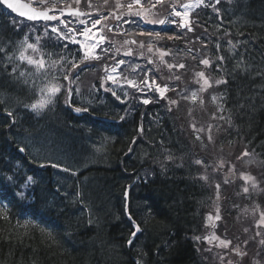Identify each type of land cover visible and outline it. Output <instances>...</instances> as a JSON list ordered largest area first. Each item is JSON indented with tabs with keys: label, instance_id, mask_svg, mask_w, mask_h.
Segmentation results:
<instances>
[{
	"label": "trees",
	"instance_id": "1",
	"mask_svg": "<svg viewBox=\"0 0 264 264\" xmlns=\"http://www.w3.org/2000/svg\"><path fill=\"white\" fill-rule=\"evenodd\" d=\"M51 1L34 3L48 6ZM71 1L64 0L75 3ZM89 2L93 0H80L86 6ZM215 8L218 14L212 6L193 12L192 31L172 27L161 31L165 39L159 41L154 35L152 52L147 51L145 37L136 35L141 29L128 30L130 36L105 34L109 57L115 60L125 40H145L142 49L132 45L134 54L129 59L134 61L143 52L138 65L157 69V82H177V92L190 74V65L195 67L192 71L207 69L212 77L227 81L217 87L215 102L203 107L202 97L191 102L185 119L169 107L159 116L156 111L164 101L154 96L151 104L135 105L128 93L134 104L131 110L126 109L128 102L115 101L96 81L100 68L114 62L111 58L82 66L73 85L79 92L73 94L71 103L66 102L65 90L45 109L30 111L25 105L40 98L39 87L48 78L39 81L44 77L40 73L9 61L8 57L19 54L18 44L25 33L14 27L0 6V48L5 50L0 53V169L5 176L18 172L35 180L24 189L9 185L12 192L23 190L27 199L19 205L5 201L6 207L0 206V264H207L195 242L205 207L219 199L221 219L234 228L245 223L237 205L264 211V186L244 194L242 184L233 183L227 195L219 188V198L211 186L214 160L232 144L235 152L252 154L264 184V0H225ZM43 26L38 25L39 29ZM167 36L178 38L168 40ZM157 49L168 55L164 63L151 58L149 65L146 55L160 56ZM43 52L48 66L58 62L48 67V75L57 78L53 83L67 85L61 76L69 61L79 62L78 51L51 50L48 44ZM46 53H51L50 58ZM218 56L223 61H217ZM204 58L212 61L210 68L199 63ZM168 64L185 68L170 71ZM12 67L18 68L16 75H10ZM24 70L28 73L20 77ZM174 71L184 74L176 80ZM87 76L94 78L87 85L81 83ZM219 104L223 110H215L224 122L218 140L202 145V135L196 139L194 121L208 116L209 111L201 113ZM9 111L11 117L6 115ZM17 147L24 149V157ZM198 159L204 163L195 164ZM58 163L62 168L55 167ZM137 224L141 231L133 238ZM129 239H133L131 245Z\"/></svg>",
	"mask_w": 264,
	"mask_h": 264
},
{
	"label": "snow or ice",
	"instance_id": "2",
	"mask_svg": "<svg viewBox=\"0 0 264 264\" xmlns=\"http://www.w3.org/2000/svg\"><path fill=\"white\" fill-rule=\"evenodd\" d=\"M36 4H42L44 0H34ZM222 2V0H215V4L209 5L205 4L204 0H196V3L194 5H188L184 4L181 5V8L184 10H176L175 6H171L172 10L168 13V15L165 17V19H149V16L152 14V9H155L158 5L160 7H164L166 4H168V0H131V2L126 3H120L119 0H116V3L114 5L115 9L119 10V12H114L109 10L107 15H103L101 13H96L95 15L91 12H81L79 8H67L62 7L59 9H45L43 11L36 12L33 15H26L24 12H20L19 15L26 16L29 20H45V21H55L56 24L49 26L45 25L44 27V33L43 35H37L35 37L34 42H29V37L25 36L22 43V50L19 52V55L15 58L8 57L9 61L11 63H16V61H19L21 63H25L27 65L32 66L35 69L36 73H40L41 76L47 77L48 82L44 83L42 86L39 87L40 91V98L35 100L34 102H31L29 104H26L25 107L29 109L32 112H37L40 110L45 109L49 104L54 102V99L58 97L59 94H61L63 91H67L68 95L66 98V102L71 103L72 96L74 93H78V88H73V85L76 83V80L79 79V71H75L73 73L71 70H82V66L86 67L88 64H91L92 62L99 61L102 58H111L114 60V66L112 68V71L115 72L117 67L124 66L128 63L125 59H119L115 60L114 57H109V53L111 52V48L106 46V44H109V41H106V36L104 34V28L107 27L108 18L111 17L114 23V29L117 33H120L125 36H130L132 33L125 30V26H127L128 29L131 28H138L141 29L136 35L145 37V40H147V51L152 52L153 51V32L152 31H145L143 29V25L146 24H159L162 27L159 31L155 32V38L156 41L163 40L165 37H161L160 33L161 31H169L174 26L176 28L185 29L187 31H192V22L190 21L189 17L191 13L187 11L189 7H208L212 6L214 10L219 13V10L215 8V5H218ZM75 3L79 5L80 0H75ZM145 3L148 4V8H145ZM3 4L7 6L8 9L16 10L15 5L9 2V0H3ZM105 7H111L109 4V0H104ZM89 7H92L91 3L89 2ZM125 8L127 11L125 12ZM50 11H58V15H51L49 14ZM96 16H99V18H96ZM68 17H72L75 20V23H72L69 21ZM80 17H87L88 19H80ZM179 18V19H177ZM80 25L83 29L82 31L80 28H77L76 25ZM108 31H113L112 27L108 28ZM83 37L85 40H87V43H83L80 38ZM168 40H172L174 38L173 36H167ZM145 40L137 41V39H130L125 40L124 46L127 47V51L124 53V56H132L133 48L132 45H138L140 49L144 48L145 46ZM52 44L55 47H61L64 48L66 51L70 44H77L79 47V51L77 52V55L80 56L79 62H76L75 60L69 61L70 64V71L63 73L61 76V79L64 81H67V85H61L59 83H53L54 80H56V77H51L48 75V67H56L57 61H52L51 65L48 66L46 60L44 59V56L41 55L39 58L28 55V50H31L33 53H40L43 51V49L48 45ZM229 44H231V41H229ZM217 49H219V44L216 45ZM5 50L0 48V53H3ZM119 51V49H117ZM157 51H160L157 49ZM191 51V50H189ZM82 53V55H81ZM46 55L51 56V53H46ZM140 55L143 56L144 53L140 52ZM168 55V53L160 51L159 60L160 63H164V56ZM66 58L61 56V60H65ZM217 61H223V56H218ZM147 63L151 65L153 61L151 59H148ZM199 63L207 68H210L212 66V61L208 58L201 59ZM11 66V64L9 65ZM137 68L140 72H143V76L140 77L139 83H137L133 79H127L125 77L126 83L130 88H133L136 90L135 93H133V96H139V103L143 105H148L153 102V99L151 97H155L160 100H168L169 105V111H171V106L178 105V100L169 99L167 93L169 91L175 92L176 89H170L169 85L167 83H164L163 85L161 83L157 82L156 74L157 69H153L151 67L144 68L143 66L137 65ZM167 68L171 71L173 69H184V64H168ZM217 71H219V68H217ZM18 72L17 67H12L10 75H16ZM32 73H29L31 75ZM26 73L19 72L20 77H24ZM195 75L203 80V83L200 85V92H204L206 89L210 88L212 86V83L209 81V79L205 76V72L200 71L195 73ZM149 76L152 78L149 79ZM176 80H179V76H175ZM200 79H197L196 83L200 84ZM107 81L111 82L113 84H117L118 87L122 88V95H117L116 91H114L111 88H104V81L100 82L101 89H104L105 91L109 92L111 97L115 99L120 105H125L129 100L128 91L126 89H123V86L119 84L116 77L113 75L107 76ZM226 80L218 79L215 80L216 85H220L223 83H226ZM24 83H28L27 80L24 81ZM178 95H180L181 99L188 100L190 99L192 102H196L198 100V94L197 92L193 91L190 96L185 95L183 93V90H181ZM147 97V98H145ZM213 102L217 100V97H212ZM203 103V101H200ZM222 106L220 108V111H222ZM74 111L81 112V111H87V109L82 108H75ZM8 117L12 116V113L9 111L6 113ZM214 118L215 114H214ZM121 120H124L125 117L122 116L120 118ZM219 119H224L223 116H220ZM15 123V121H12ZM104 126V125H102ZM212 125H209L208 127V134L207 139L209 142L212 141L213 137L211 135V129ZM193 129L198 133L196 136L197 140H200L201 137L199 133L204 132L203 128L196 129L195 125H193ZM140 131L142 132L143 129L141 128ZM21 152L24 151L23 148L19 149ZM249 153L247 151L243 152L241 156L237 157V160L243 159L244 157H247ZM171 159V157H169ZM204 162L202 160H196L195 164L202 165ZM44 165H41L43 167ZM224 161H220V163L216 166L214 171H219L224 168ZM8 171L12 172V169L9 168ZM67 171V169H65ZM229 173L235 174V165H231L228 169ZM239 178L244 182L245 185H250L251 189L253 191L257 190L258 184L256 182V178L252 176L251 174L241 172L239 173ZM201 179L207 180V176H202ZM35 183V180L32 176H21L18 172H13L12 176H5L2 169H0V202H7L9 204L15 202L17 205L21 203V201L26 200L27 197L25 196V193L23 190H21L19 193L12 192L11 187L9 185H12L19 189L29 188L30 185H33ZM227 183V180L225 181ZM219 188L220 185H216L217 189V198H219ZM242 192L244 194L249 193V187L245 186L242 188ZM31 206V205H29ZM260 219L257 222V227L264 226V211L259 212ZM208 221L211 222L213 220V216L209 214L207 217ZM215 220L219 221L221 220V216L219 215V209L216 210ZM212 227H215V224H212ZM134 231L131 233L132 237L135 238L137 234L141 231L139 225H134ZM247 231V229H245ZM257 235H260L259 232H257ZM195 239L199 240L200 237H195ZM205 240H211L209 237H205ZM213 239H218L220 245H222L224 248H228L231 244V241L220 239L219 237H213ZM133 239L128 240V244H132ZM247 243V242H245ZM261 244H264V240L261 241ZM233 251L237 253V255L244 256L245 253L240 252L238 248H234Z\"/></svg>",
	"mask_w": 264,
	"mask_h": 264
},
{
	"label": "rangeland",
	"instance_id": "3",
	"mask_svg": "<svg viewBox=\"0 0 264 264\" xmlns=\"http://www.w3.org/2000/svg\"><path fill=\"white\" fill-rule=\"evenodd\" d=\"M54 1L61 2L62 0H54ZM209 1L211 0H204V3L208 4ZM212 1H215V0H212ZM119 2L124 3L126 5V3L131 2V0H119ZM115 3H116V0H109V4L111 5V7L109 8V7H105L104 0H93L91 5H92V8L99 10V11L108 9L107 12L111 10V11L118 13L119 10L115 9L114 7ZM195 3H196V0H175V3L173 6H175L176 10L179 11V10H184L181 8V5H184V4L194 5ZM144 6L146 9L148 8L147 3H145ZM196 8L197 7H189L187 11L191 13ZM171 10L166 11L165 13H159V15L152 13L149 16V19H155V20L165 19V17L168 15L169 12H171ZM124 11L126 12L127 9L125 8ZM84 19L86 20L88 18H84ZM70 22L75 23V20L70 19ZM15 24L17 25L18 28L20 26L25 29L26 31L25 36L29 37V42L35 41V37H36L35 33L37 31L35 26L31 25L30 28H27V26L29 25H26L20 20L19 21L16 20ZM158 25L159 24H146L147 27L151 26L152 28L151 31L153 32L154 35H155V32L158 31L156 29ZM76 27L80 28L81 31L83 30L81 26L78 24L76 25ZM23 39L20 40V44H19L20 51L22 50L21 42L23 41ZM80 40L83 43L88 42L83 37H81ZM124 53H125V50H123L122 52L121 59H125L126 61H129L128 59L129 56H124ZM27 54L33 55L35 57L37 55V53L31 52V50H28ZM146 58H149V59L152 58L153 60H159V55L154 53V54H151V57L146 55ZM191 58H193L192 55H191ZM128 63L124 69L125 71L124 74H121L120 69L122 66L117 67L115 72L112 71L113 67H111L108 70L109 71L108 75L115 76L120 85L121 84L124 85L126 81L125 77L127 79H133L137 83H139L140 77L143 76L139 74V76L135 77L136 70L134 69V67H137V64L136 62H130L129 64ZM194 68L195 67L190 65L189 68L187 69V74L189 73L190 74L189 76L186 77L187 80L185 82V87L183 88V93L185 95L190 96L193 91L197 92L198 99L202 97L199 100L203 101V103L200 102L201 107H203L208 103V101L210 102L212 101V94L214 93L215 87L217 86L215 84L216 79L211 77L210 74L205 73V76L212 83V86L206 89L204 92H200V85L203 83V80L198 78L195 75V73L203 71V70L207 72V69H203V70L196 69L192 71V69ZM173 73L175 74V76H179V77L184 74V72H180V71H174ZM169 76L172 78L173 74L171 73L169 74ZM93 78H94L93 76H91L90 78L87 76V78L84 77L82 80H80V82L87 85V82H89L90 80H93ZM43 79H47V78L46 77L40 78L39 81H43ZM197 79H200V84L196 83ZM65 84H67V81H65ZM109 87L111 89L120 88L117 86V84H113L111 82H109V84H104V88H109ZM180 99H181L180 96L177 97V99H175L179 101L177 105L179 110L177 109L176 105H173V108L171 106V109L179 111L185 118V116L190 112L189 108H190V104L192 101L190 99L188 100L182 99L183 102H181ZM168 107L169 105L167 104L165 108L167 109ZM215 108L216 106L209 107L208 109H206L205 111L201 113V114H205L206 112L209 111L208 116L204 115V116L198 117L194 121V125L196 129H200V128L204 129V132L199 133L202 135V142H201L202 145L208 144L210 146L211 144H214L218 140L220 128L222 127L224 120L219 119L220 116L217 115V110H215ZM214 114L216 118H214ZM209 125L213 126L211 129V135L213 137L211 142H209L207 139ZM195 133L198 134L197 132ZM225 148L226 149L224 150V154L221 153L217 155V159L214 160V164H216L214 169L220 163V161H224L225 166L222 170H219V171L213 170V174H211V183H212L211 186L215 187V190L217 191L216 185L219 184L222 192L225 193L224 195H227V193L231 190V185H233V183L242 184L241 189L245 186H248L249 190H252L250 185H245L244 182L239 178V173L245 172V173H248L254 176L256 178L258 187L263 188L264 186L263 174L258 169V166H257L258 163L255 162V159L253 158L252 154H249L247 157H244L243 159L237 160L236 158L241 156V154L235 152V146L232 144ZM231 165H235V169H236L235 174H233V176H230L228 174L229 173L228 169ZM227 176L229 177V179L227 178ZM226 180H227V183H225ZM219 203L220 201L218 200L216 202H212V204L204 208L205 211H204L203 218H202L203 224L201 228V233L197 236V237H200V239L199 240L195 239L199 257H201L203 261H205V263L207 264H264V244H261V241L264 240V226H261L259 228L257 227V222L260 219V216H259L260 211L253 212L250 209H245L244 204L243 206L239 205L240 208H239L238 213L239 215L243 213L242 218H244L245 223L239 226H235L234 228V227H231L225 224V222L222 219L219 221L215 220L216 210L217 209L220 210ZM209 214L213 216V220L211 222H209L207 219ZM212 224H215V227H212ZM245 229H247V231H245ZM257 232H259L260 235H257ZM205 237H209L211 242H209V240H205L204 239ZM213 237H219L220 239L231 241V244L229 245L228 248H224L222 245H220L219 240L213 239ZM234 248H238L239 251L245 253V255L244 256L237 255V253L233 251Z\"/></svg>",
	"mask_w": 264,
	"mask_h": 264
},
{
	"label": "water",
	"instance_id": "4",
	"mask_svg": "<svg viewBox=\"0 0 264 264\" xmlns=\"http://www.w3.org/2000/svg\"><path fill=\"white\" fill-rule=\"evenodd\" d=\"M1 4H3V0H0ZM10 3H12L13 5H15L16 10L14 11V13H16V15L19 16L20 12H24L26 13V15H33L36 12L39 11H43V10H37L34 9L30 6V4L28 5L26 2L22 1V0H9ZM5 7H7L5 4H3ZM21 16V15H20ZM23 18L27 19L26 16H22ZM29 20V19H28ZM40 20H35V21H41ZM20 151V150H19Z\"/></svg>",
	"mask_w": 264,
	"mask_h": 264
},
{
	"label": "bare ground",
	"instance_id": "5",
	"mask_svg": "<svg viewBox=\"0 0 264 264\" xmlns=\"http://www.w3.org/2000/svg\"><path fill=\"white\" fill-rule=\"evenodd\" d=\"M125 30H126V28H125ZM106 41H109L108 40V38L106 39ZM49 47H50V49L51 50H57V49H59V48H61V47H55V46H53L51 43L49 44ZM132 97L136 100V104L135 105H137V102H139V97L138 96H133V94H132ZM128 106H127V110H131L132 109V106H134V104L133 103H130L129 102V100H128ZM56 166L55 167H59V168H62V166L58 163V164H55Z\"/></svg>",
	"mask_w": 264,
	"mask_h": 264
}]
</instances>
